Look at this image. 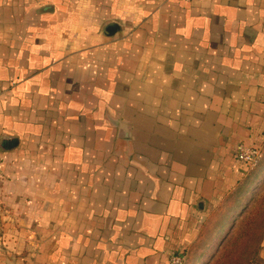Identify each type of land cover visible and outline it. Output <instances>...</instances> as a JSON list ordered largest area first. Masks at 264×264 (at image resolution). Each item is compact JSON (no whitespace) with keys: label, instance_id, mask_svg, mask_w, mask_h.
<instances>
[{"label":"crops","instance_id":"1","mask_svg":"<svg viewBox=\"0 0 264 264\" xmlns=\"http://www.w3.org/2000/svg\"><path fill=\"white\" fill-rule=\"evenodd\" d=\"M240 145L264 150V0H0V264L187 258Z\"/></svg>","mask_w":264,"mask_h":264},{"label":"rangeland","instance_id":"2","mask_svg":"<svg viewBox=\"0 0 264 264\" xmlns=\"http://www.w3.org/2000/svg\"><path fill=\"white\" fill-rule=\"evenodd\" d=\"M248 181L209 220L184 264H264V150Z\"/></svg>","mask_w":264,"mask_h":264},{"label":"built area","instance_id":"3","mask_svg":"<svg viewBox=\"0 0 264 264\" xmlns=\"http://www.w3.org/2000/svg\"><path fill=\"white\" fill-rule=\"evenodd\" d=\"M188 1V0H185ZM263 156V150L260 148H245L240 145L237 148L236 158L246 164L251 170L255 168ZM2 206L0 200V208ZM185 258L182 255H174L170 264H184Z\"/></svg>","mask_w":264,"mask_h":264},{"label":"trees","instance_id":"4","mask_svg":"<svg viewBox=\"0 0 264 264\" xmlns=\"http://www.w3.org/2000/svg\"><path fill=\"white\" fill-rule=\"evenodd\" d=\"M257 167V166H256ZM255 168H253L251 171H253ZM250 176H251V172H250V174H249V176H248V178H247V180L245 181V182H247L246 184H250V182L248 181L249 179H250ZM240 193L237 191V193H236V195L235 196H237V195H239ZM247 193H245V195H246ZM233 197V196H232ZM231 197V198H232ZM231 198H229V200H231ZM229 200H228V202H229ZM240 204V203H239ZM205 229L203 230V232H202V234H201V238H200V241H199V243L203 240V238H204V235H205ZM197 244H195L194 246H193V248L196 246ZM193 248H192V250H193ZM191 250V251H192ZM185 257V256H184ZM188 257H189V255H188ZM225 258H227V259H229L230 258V256H226L225 255ZM261 260H262V258H261ZM185 262V261H184Z\"/></svg>","mask_w":264,"mask_h":264}]
</instances>
